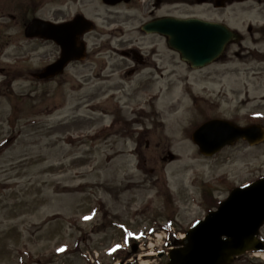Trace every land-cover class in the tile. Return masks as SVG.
Here are the masks:
<instances>
[{"label":"rangeland","instance_id":"1","mask_svg":"<svg viewBox=\"0 0 264 264\" xmlns=\"http://www.w3.org/2000/svg\"><path fill=\"white\" fill-rule=\"evenodd\" d=\"M141 5L0 0V264H165L173 241L206 214L204 188L223 200L264 176V144L204 158L189 140L205 116L264 122V64L189 73L138 31L148 18ZM76 14L95 25L83 37L87 59L54 81L34 79L59 48L26 38V21ZM129 47L156 67L151 75L123 77L134 64L117 50ZM187 85L197 103L184 99ZM233 264H264V255Z\"/></svg>","mask_w":264,"mask_h":264},{"label":"water","instance_id":"2","mask_svg":"<svg viewBox=\"0 0 264 264\" xmlns=\"http://www.w3.org/2000/svg\"><path fill=\"white\" fill-rule=\"evenodd\" d=\"M115 5L128 0H101ZM93 24L78 15L72 21L54 25L32 20L26 27L27 37L52 40L60 46V58L45 67L37 79H50L60 75L71 61L85 58V44L80 38L92 30ZM194 28V30H192ZM216 31V28H213ZM147 33H157L167 39L170 49L178 52L184 62L193 68L206 66L222 51L227 30L218 28V38L211 37V30L198 24L164 19L143 26ZM221 35V36H220ZM223 35V37H222ZM243 139L256 145L263 139L259 127L239 128L230 122L210 121L192 134V142L204 156H212L226 145ZM264 224V178L236 188L216 211L188 230L185 239L177 242L180 247L172 250L167 264H230L234 257L246 252H261L263 243L257 239L258 230ZM135 247L132 252L135 253Z\"/></svg>","mask_w":264,"mask_h":264},{"label":"flooded vegetation","instance_id":"3","mask_svg":"<svg viewBox=\"0 0 264 264\" xmlns=\"http://www.w3.org/2000/svg\"><path fill=\"white\" fill-rule=\"evenodd\" d=\"M136 2L142 3L141 7H144L146 3L144 8L148 13L147 20L140 24L137 28L138 31L144 36L159 38L161 41H158L157 44L161 45L163 43L168 51L170 48L167 39L159 34H147L143 30L145 24L173 18L180 20L182 24L189 22L195 25L196 23L200 28L211 30L210 35L214 38L219 37L218 28L227 30V39L223 44L221 53L204 68L194 69L182 61L179 53L171 51L177 55L178 60L189 73H200L211 67L224 66L234 61L248 63L261 60V63L264 64V0H128L120 1L116 6H129ZM161 9H164L165 12L161 13ZM11 19L14 20L15 18L12 16ZM67 21H55V23ZM213 28H216V31ZM137 49L139 48L129 47L127 50L118 51L124 59L130 60L134 64V67L128 68L124 72L125 76L123 77L125 78H130V75L134 76L136 72L141 74L145 71L148 73L147 70H152L148 73V75H151L154 69H156V67L151 66L152 62H148L144 58L145 56ZM155 72L159 74L158 70ZM206 73L208 75L213 74L211 71H207ZM187 87H190L191 93L194 92V88L192 87L191 89V85H187ZM199 100L198 97L191 95L190 101H196L197 103ZM214 118L222 117L205 116L199 123L201 124ZM225 119L237 123L234 118L227 117ZM244 120L245 123L241 124V126L259 124L264 128V122L259 119L248 117ZM168 156L169 154L163 156L162 160L168 159Z\"/></svg>","mask_w":264,"mask_h":264},{"label":"bare ground","instance_id":"4","mask_svg":"<svg viewBox=\"0 0 264 264\" xmlns=\"http://www.w3.org/2000/svg\"><path fill=\"white\" fill-rule=\"evenodd\" d=\"M147 255H153V252H150V253H148ZM260 255L263 256V254H255V256H260Z\"/></svg>","mask_w":264,"mask_h":264}]
</instances>
